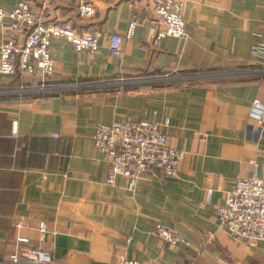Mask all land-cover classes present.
Here are the masks:
<instances>
[{"label":"crops","instance_id":"0c3cea01","mask_svg":"<svg viewBox=\"0 0 264 264\" xmlns=\"http://www.w3.org/2000/svg\"><path fill=\"white\" fill-rule=\"evenodd\" d=\"M27 1L48 22L100 31V47L93 55L54 39L51 76L0 74V264H26L11 261L20 236L50 251L48 264H264V244L235 238L215 212L238 177L264 178V124L251 116L253 100L264 103L255 53L264 43V0H184L187 37L156 44L157 0ZM82 1L95 5L93 17L79 15ZM134 19L133 37L114 56L111 34H125ZM166 117L169 143L186 153L178 175H147L133 191L122 176L108 184L96 125ZM158 223L191 245L161 240Z\"/></svg>","mask_w":264,"mask_h":264},{"label":"built area","instance_id":"2783aa9c","mask_svg":"<svg viewBox=\"0 0 264 264\" xmlns=\"http://www.w3.org/2000/svg\"><path fill=\"white\" fill-rule=\"evenodd\" d=\"M184 0H157L155 19L163 25L154 31L153 43L171 36L187 37L184 19ZM79 15L93 17L96 7L91 2H80ZM8 19L9 37L0 46V74L5 76L40 73L42 78L55 71V61L51 54V43L61 39L71 43L77 52L88 51L96 54L100 47L101 32L98 30L79 32L70 21L48 22L27 0H21L12 9L0 7V29ZM137 21H131L125 34L112 33L109 48L114 56H121L125 39L135 33ZM255 53L262 57L264 65V43L255 47ZM35 85L36 81L33 82ZM251 116L264 124V103L256 98L252 102ZM170 124L166 117L160 124L147 119H118L100 122L93 134L94 145L108 158L107 183L114 185L119 176L128 181V189L133 191L138 179L159 173L167 178L178 175L186 153L173 147L163 127ZM17 122H14V133ZM217 220L235 238L249 244H264V178L259 176L238 177L235 186L227 193L223 204L216 206ZM22 228L26 223L19 221ZM40 231L46 224L40 223ZM155 234L173 246H190L191 243L178 231L162 223L155 227ZM26 237L17 238V250L11 255L12 263L48 264L52 261L51 252L28 244ZM120 264H140L138 260L124 258Z\"/></svg>","mask_w":264,"mask_h":264}]
</instances>
